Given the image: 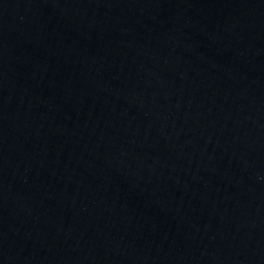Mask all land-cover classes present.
Masks as SVG:
<instances>
[{
    "label": "water",
    "instance_id": "water-1",
    "mask_svg": "<svg viewBox=\"0 0 264 264\" xmlns=\"http://www.w3.org/2000/svg\"><path fill=\"white\" fill-rule=\"evenodd\" d=\"M0 264H264V0H0Z\"/></svg>",
    "mask_w": 264,
    "mask_h": 264
}]
</instances>
